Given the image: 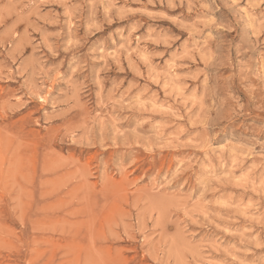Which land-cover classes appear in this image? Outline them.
Wrapping results in <instances>:
<instances>
[{
	"label": "rangeland",
	"instance_id": "obj_1",
	"mask_svg": "<svg viewBox=\"0 0 264 264\" xmlns=\"http://www.w3.org/2000/svg\"><path fill=\"white\" fill-rule=\"evenodd\" d=\"M0 264H264V0H0Z\"/></svg>",
	"mask_w": 264,
	"mask_h": 264
},
{
	"label": "bare ground",
	"instance_id": "obj_2",
	"mask_svg": "<svg viewBox=\"0 0 264 264\" xmlns=\"http://www.w3.org/2000/svg\"><path fill=\"white\" fill-rule=\"evenodd\" d=\"M251 13V12H250ZM252 16V15H251ZM198 45V44H197ZM173 74V73H172ZM173 80V79H172ZM226 150V149H225ZM226 152V151H225Z\"/></svg>",
	"mask_w": 264,
	"mask_h": 264
}]
</instances>
